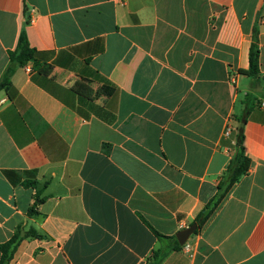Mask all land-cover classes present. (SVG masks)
<instances>
[{
	"label": "crops",
	"instance_id": "obj_1",
	"mask_svg": "<svg viewBox=\"0 0 264 264\" xmlns=\"http://www.w3.org/2000/svg\"><path fill=\"white\" fill-rule=\"evenodd\" d=\"M255 28L258 78L242 73ZM11 67L0 246L40 237L10 264H147L172 246L155 232L217 195L240 126L249 173L160 264H264V0H0V84Z\"/></svg>",
	"mask_w": 264,
	"mask_h": 264
},
{
	"label": "trees",
	"instance_id": "obj_2",
	"mask_svg": "<svg viewBox=\"0 0 264 264\" xmlns=\"http://www.w3.org/2000/svg\"><path fill=\"white\" fill-rule=\"evenodd\" d=\"M258 35L259 30L255 28L253 30V42L250 49V68L248 70L242 71L244 75L252 78H258L260 76V50L258 48ZM9 56L12 63H18L21 66H25L33 61L36 62V51L30 47L25 32H23L20 36L17 49L14 52H10ZM13 72L14 69L12 67L7 70L0 84V88L8 89L10 87V79L13 75ZM250 167L251 159L246 153L244 129L242 126H240L236 136L235 155L231 160L225 174L223 175L222 181L218 188L219 191L217 195L205 206V208L199 214L197 222L195 223L199 230L202 229L203 226L213 217L215 212L225 200L231 188L235 184L239 183L241 179L249 173ZM29 213L30 215H34L37 212L32 209ZM155 234L158 239H167L173 241L172 246L168 249H159L155 251L151 260L147 264H160L170 252L180 250L183 247L178 243L176 237L174 236L166 237L158 234L157 232H155ZM37 236V232L34 229L25 231L22 227H19L13 237L8 242L0 246V264H10L21 242L27 238Z\"/></svg>",
	"mask_w": 264,
	"mask_h": 264
},
{
	"label": "water",
	"instance_id": "obj_3",
	"mask_svg": "<svg viewBox=\"0 0 264 264\" xmlns=\"http://www.w3.org/2000/svg\"><path fill=\"white\" fill-rule=\"evenodd\" d=\"M196 231H197V225L196 224H193L192 226H190L184 230H181L176 235V239H177L178 243L181 246H185L186 243L188 242V240L191 238L192 235L195 234Z\"/></svg>",
	"mask_w": 264,
	"mask_h": 264
},
{
	"label": "built area",
	"instance_id": "obj_4",
	"mask_svg": "<svg viewBox=\"0 0 264 264\" xmlns=\"http://www.w3.org/2000/svg\"><path fill=\"white\" fill-rule=\"evenodd\" d=\"M27 70H28V72H31L30 68H28ZM7 100H8V98H4V99L0 100V107L3 106L7 102Z\"/></svg>",
	"mask_w": 264,
	"mask_h": 264
}]
</instances>
